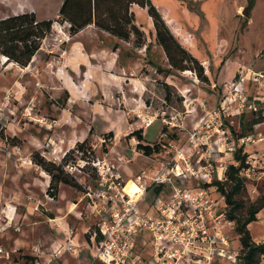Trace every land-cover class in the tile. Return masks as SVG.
Returning a JSON list of instances; mask_svg holds the SVG:
<instances>
[{"label":"rangeland","instance_id":"obj_1","mask_svg":"<svg viewBox=\"0 0 264 264\" xmlns=\"http://www.w3.org/2000/svg\"><path fill=\"white\" fill-rule=\"evenodd\" d=\"M153 1L165 16H173L168 18L172 33L201 62L208 81L203 80L196 70L176 71L173 75L158 71V67L165 70L170 64L165 50L157 43L155 25L150 26L153 19L147 10L142 9L137 13V20L145 27L147 43H151L148 51L145 46L136 48L134 43L118 44L119 48L114 51L117 44H112V39L105 35L91 36L86 40V49L93 47L96 51L93 56H118V64L126 67L129 61L133 62L132 67L137 72L129 78L139 79L137 87L130 90V83L125 79L98 67L100 69L90 79L91 84L88 82L83 88L75 87L76 90L70 92L75 80L72 66L78 65L79 61L70 60L69 64L73 65L68 69L65 61L70 56L75 35L71 34L70 28L57 23L29 67L22 68L0 57V103L8 107L11 125L6 134L14 137L11 146L20 148L24 157L31 155L33 164H26L24 169L39 167L33 161L35 153L57 166L66 163L67 159L81 166L83 174H71L64 169L69 179L83 187L75 191L74 202L79 203L84 197V186L96 184L98 176L93 162L98 159L116 164L126 181L158 164L154 155L147 156L139 149L140 141L131 135L134 132L143 131L146 141L142 143L160 145V153L167 156L170 150L194 148L188 140L196 128L209 130L215 134L216 148L223 150V154L216 157L215 166H224L226 174L229 166L235 163L230 148L244 146L245 152L250 154L249 161L256 175L246 178L247 191L240 198L246 206L261 202L264 197V122L256 125L254 133H248L244 138L246 143L238 139L245 124L251 129L255 111L238 108L233 103L234 94L230 88L244 76L246 94L251 99H264V0H254L252 4L250 0ZM62 2L0 0V19L28 12H35L40 19H57ZM246 8L250 11L249 16L244 15ZM80 77L83 76L77 78ZM71 101L74 103L69 105ZM261 108H264V102L259 110ZM214 110L221 111L222 120L210 119L209 113ZM128 113L131 114L129 122L124 118ZM139 114L150 116L154 121L152 127L145 130V122L138 117ZM164 120L177 126L166 125ZM165 127L168 128L166 134L163 133ZM217 127L222 130L219 134L215 131ZM112 132L115 136L108 137ZM72 137L75 138L73 141ZM75 141L85 142V151H76L63 159ZM40 168L39 171H44ZM50 168L58 172L54 167ZM47 202L37 212L44 217H54L60 203L57 199ZM75 213L81 214L84 221ZM75 213L68 217V221L76 229H80L82 225L78 223H82L84 228L81 227L80 235L85 238V226L89 223L93 228L96 226L87 200L80 203ZM20 225L21 233L11 230L2 240L12 257L0 258V264H32L28 257L32 255L34 245L40 244L48 254L53 253L47 248L51 238L47 234L51 229L43 224L30 236L32 247L13 254V235L24 238L30 232L29 223L21 222ZM250 229L254 241L264 243V209L259 214V221L250 225ZM234 247H240L239 241L234 242ZM58 261L54 264H60Z\"/></svg>","mask_w":264,"mask_h":264},{"label":"built area","instance_id":"obj_2","mask_svg":"<svg viewBox=\"0 0 264 264\" xmlns=\"http://www.w3.org/2000/svg\"><path fill=\"white\" fill-rule=\"evenodd\" d=\"M245 81L242 76L231 86L233 103L243 111L258 112L261 104L246 94ZM209 116L222 120L221 111L214 110ZM138 117L143 118L145 130L154 124L150 116L139 114ZM164 123L177 126L168 120ZM10 125L8 107L1 102L0 153L9 159L16 157L20 164L32 165L20 148L11 146L14 137L6 134ZM220 128L215 129L216 133L222 132ZM214 135L196 128L188 140L194 148L170 150L167 156L156 152L154 161L158 164L127 181L116 164L106 159L94 161L98 179L95 185L84 186L83 198L92 209L96 228L85 249L70 242L63 248L64 252L80 258L87 250L88 264H240L241 246L234 247L238 241L237 224L228 216L225 198L217 185L227 180V174L224 166H215L216 157L223 150L216 148ZM242 141L246 143L244 138ZM230 150L236 152L235 147ZM248 162L250 167L241 173L245 178L256 175ZM65 169L71 174L84 172L73 160ZM131 183L135 189L130 188ZM5 219L2 213L0 240L9 230ZM13 229L22 232L21 225ZM61 248L48 258L43 246L35 245L31 255L34 264H54L62 254ZM10 253L0 242V257L9 259Z\"/></svg>","mask_w":264,"mask_h":264},{"label":"trees","instance_id":"obj_3","mask_svg":"<svg viewBox=\"0 0 264 264\" xmlns=\"http://www.w3.org/2000/svg\"><path fill=\"white\" fill-rule=\"evenodd\" d=\"M250 2L252 4L254 0H250ZM135 4L148 9L149 16L154 21L157 43L163 47L167 54L170 68L164 70L158 67V71L173 75L176 71L196 70L203 80L208 81V78L204 76L201 62L177 40L152 0H65L57 19H40L35 12L2 18L0 19V57H4L8 62L22 68L29 67L41 51L44 40L53 33L55 23H69L73 35L79 34L90 25H95L99 30L107 32L119 40L134 43L138 49L145 46L148 51L151 48V43H147L145 32L135 24V14L131 11ZM118 48V44L115 45L114 51ZM263 122L264 108H261L254 114V120L250 124L251 129L247 128L245 124L238 139L246 138L248 133H254L256 125ZM167 132L168 128L165 127L163 133ZM131 135L138 138L139 149L147 156L160 152V145L153 146L142 143L146 141L143 131H137ZM108 137H114V133H110ZM85 146V142L78 143L77 148L70 151L68 155L79 150L84 152ZM233 155L235 163L228 168L227 180L217 182V185L219 192L225 198L228 216L237 224L236 232L242 252L240 264H263L264 243L254 241L250 225L259 221V214L264 209V197L261 202H254L250 206L245 205L240 197L247 191V179L241 173L250 167L248 162L250 154L246 153L242 146L237 148ZM34 160L35 164L52 178L48 194L54 199L58 198L62 184L72 186L77 190L83 188L65 174L64 169L68 164V159L66 160L67 164L63 163L57 166V164L48 162L40 153H35ZM51 166L58 172L55 173L50 168ZM157 191L159 192V190ZM28 260L34 264V258L28 257Z\"/></svg>","mask_w":264,"mask_h":264},{"label":"crops","instance_id":"obj_4","mask_svg":"<svg viewBox=\"0 0 264 264\" xmlns=\"http://www.w3.org/2000/svg\"><path fill=\"white\" fill-rule=\"evenodd\" d=\"M64 1L65 0H63L62 5ZM152 2L154 4L153 0ZM155 7L161 13L169 28H171L169 24L170 20L168 21V18H172L173 16L169 14L165 16L160 11V8H158L156 5ZM60 9L58 11V14L60 12ZM142 9L147 10L148 12L147 8L141 7L137 4L133 5L131 11L135 14V24L144 31V25L140 24L137 20V13ZM153 23H150V26L154 25ZM60 25L68 28L71 27L69 23H60ZM96 35H105L106 37H109L110 39H112V44H131L119 40L107 32L99 30L95 25H90L82 30L79 34L75 35V43L71 48L68 60L65 61V63L69 65L67 66V69L71 67V65H73L69 64L70 60L77 59L79 61L78 65L72 66L75 74V80L73 81L74 85L71 86L72 88H69V91L74 92L76 88H83V86H85L86 84L88 85V82L90 83V79L94 77L96 70L100 69L98 67H102L104 71L105 69L111 70L112 75L114 74L115 77L125 79L126 82L130 83V90H132L135 86L137 87L136 82H138L139 79H137L136 81V79L129 78L130 76H135V73L137 72V70L134 71L135 69L132 67L133 62L130 63L129 61V66L127 65V67L126 65L122 66L118 64V56H93L96 52L93 47L92 49L89 48V50L86 49V40H89V37H95ZM79 52H81L82 54H79ZM113 53L115 54L116 52ZM79 76L83 77H80V79H78L77 77ZM255 99L261 104L264 102L263 98L256 97ZM72 103L74 102L71 101L69 105H72ZM128 116L131 118V114L129 113L127 114V116H124V118L129 122ZM110 119L112 121L111 123H113V118ZM106 123L110 124L109 122ZM71 139V141H73V139L75 138L72 137ZM77 144L78 141L73 142V146L71 147V149L75 150ZM36 149L39 151V148L36 147ZM29 158L32 159L31 155L29 156ZM25 166L26 165L17 162L16 157L9 159L6 155L0 153V214L3 213L4 215H6L7 226L9 228V230L1 237L0 242L2 243L4 237L7 234H10L11 230L14 231L13 227L15 225H20L21 222H24V224L26 222L29 223V236L23 238L20 237L22 235H13V254H18L20 253L19 251L21 249H29L32 247L30 246L31 234L33 233L34 235L33 231L38 229L39 225L46 224L47 228L51 229L50 233L47 234V236L51 237L47 242V248L49 250H52L53 252L59 247H62L61 249L63 250L62 254L55 260H59L58 262L60 264H88L87 259L89 253L87 250H84V254L80 258H78L70 253H65L63 249L64 247L68 246L70 242H72L75 246H80L85 249V247L91 241L93 230L96 227L93 228V225H90V223L89 225L87 224L83 232L87 236H85V238H82V236L80 235V229L81 227L84 228L83 224L79 222L78 224L82 226L80 227V229H76V227H72L68 221V217L71 214L75 213L80 203L84 201V198L82 197L79 203L74 202V197L76 196L75 191L77 189L72 186L62 184L60 185V191L57 198V201L60 203L58 213L54 217H44L37 211H39V208L45 203H48L47 201H52L50 200L51 196L48 194V189L51 185L52 178L46 175L44 171H39L40 167L33 170L34 168L31 169L30 167L24 169ZM30 172H32V175L29 174ZM60 212L62 214H60ZM75 214H78L76 216H78L80 220L84 221V219L81 218V214ZM39 218L42 219L38 220ZM52 254L47 253V257H52ZM11 257L12 253H10V258Z\"/></svg>","mask_w":264,"mask_h":264},{"label":"water","instance_id":"obj_5","mask_svg":"<svg viewBox=\"0 0 264 264\" xmlns=\"http://www.w3.org/2000/svg\"><path fill=\"white\" fill-rule=\"evenodd\" d=\"M249 14H250V11H249L248 8H246V10L244 11V15H245V16H249Z\"/></svg>","mask_w":264,"mask_h":264},{"label":"bare ground","instance_id":"obj_6","mask_svg":"<svg viewBox=\"0 0 264 264\" xmlns=\"http://www.w3.org/2000/svg\"><path fill=\"white\" fill-rule=\"evenodd\" d=\"M130 188H131V189H135L136 187H134V185L131 183V184H130Z\"/></svg>","mask_w":264,"mask_h":264}]
</instances>
